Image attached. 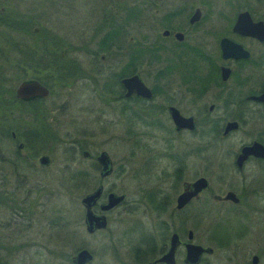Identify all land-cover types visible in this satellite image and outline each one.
<instances>
[{
    "label": "flooded vegetation",
    "instance_id": "1",
    "mask_svg": "<svg viewBox=\"0 0 264 264\" xmlns=\"http://www.w3.org/2000/svg\"><path fill=\"white\" fill-rule=\"evenodd\" d=\"M56 5L64 10L68 0H0V27L6 33L0 34V41L8 42L0 45V117L6 121L0 127V164L8 161L16 168L25 166L30 172L37 161L42 167L48 166L49 154L38 156V135L58 133L54 125L58 115L53 110L64 113L66 125L75 126L77 133L70 141L72 148L78 151L80 163L88 166H81L78 171L80 187H85L82 197L102 186L91 208L96 214L105 215V226L87 231L86 208L80 199L85 229L94 234L108 230V212L126 199L125 192L104 185V180L113 174L115 163L106 149L99 148V133L108 128V122L102 119H113L110 122L114 124V134L130 135L118 136L125 142L132 139L135 122L142 120L148 131H166L172 141L170 150L163 153L177 167L169 175L170 190L158 194L154 189L146 191L151 208L158 213V231H141L129 257L133 264H167L160 258L177 235L174 264H202L214 247L196 241L191 225L197 217V203L211 193L215 202L237 205L241 194H256L245 184L250 178L244 175V168L254 164L264 171V98H260L264 97V0H105L91 36L79 38L77 43L55 30L49 21L48 14L57 11ZM135 74L144 88L133 80L125 85L123 79ZM32 81L45 86L47 93L24 94L17 90L21 83ZM74 85L79 86V93H69L68 87ZM55 86L66 88V94L55 93ZM72 106L74 109H70ZM175 112L191 117L194 127L178 126ZM199 117L213 128L215 137L229 140L237 136L238 145L228 150L243 175L241 194L233 189L212 191L207 176L188 178L181 173L185 168L184 154H193L196 147L190 143L188 150L178 156L174 140L182 133L193 135ZM14 120L18 126L12 124ZM7 136L13 145L3 143ZM254 144L261 149L244 154L238 166L237 158L243 148ZM102 152L109 157L106 167L100 159ZM129 152L128 156L133 155L132 148ZM154 152L161 153L156 148ZM43 155L49 158L46 163L41 162ZM149 167L151 163L144 170L147 174ZM137 172L141 173L138 167ZM18 174L20 179L27 177L20 171ZM261 174L258 180H264ZM199 176L208 179V186L179 206L184 182ZM25 189L23 197L0 190V205L6 204L18 214L25 212L35 202L28 199L32 190ZM229 190L237 194V203L216 197ZM110 192L125 196L112 207L102 209ZM249 226L240 225L239 236L244 237ZM190 242L211 246L213 250L190 263L185 260ZM254 254L244 264H258L259 260L253 262Z\"/></svg>",
    "mask_w": 264,
    "mask_h": 264
},
{
    "label": "rangeland",
    "instance_id": "2",
    "mask_svg": "<svg viewBox=\"0 0 264 264\" xmlns=\"http://www.w3.org/2000/svg\"><path fill=\"white\" fill-rule=\"evenodd\" d=\"M104 2L68 0L64 10L63 6H55L57 11L48 14L49 21L55 30L68 35L76 43L82 37L89 39ZM1 28L0 34L6 35L4 28ZM4 44L8 45V42L0 41V45ZM148 73L151 75L152 69ZM78 87H68L69 93H79ZM65 90L54 87L55 93L66 94ZM72 107L70 109L75 106ZM53 112L58 115V121L54 123L58 133L38 135V156L48 153L51 158L48 166L42 167L37 161L30 172L27 167L16 168L8 161L0 164V190L23 197L25 188H30L32 197L28 199L35 200L33 206L21 214L6 204L0 205V264H72L70 258L80 247H87L93 252L94 260L90 264H133L129 255L141 231L153 234L158 231V213L151 208L146 191L154 189L158 194L161 190H170L168 180L172 177L169 175H173L177 167L163 153L171 148L169 133L151 128L148 131L142 120L137 124L135 122L137 128L130 137L132 139L120 141L119 135H130L114 134V124L110 122L113 119H102L108 122V128L106 132L103 129L99 133V148L106 149L115 163L114 172L104 180V185L105 188L125 192L126 199L108 212V230L89 234L84 226V208L80 202L85 187L71 190L69 186L70 174L86 165L80 163L79 153L70 143L73 137H77L75 126L69 125V128L65 114L59 113L58 109ZM1 113L0 107V116ZM198 122L193 135L182 133L174 140L178 156L188 150L190 143L196 147L193 154H184L185 168L181 173L188 178L207 176L212 191L223 193L233 189L241 194L243 175L236 168L228 150V147L238 145L237 136L229 140L215 137L213 128L206 124L204 118L199 117ZM5 124L6 121L1 118L0 127ZM12 124L19 125L15 120ZM8 142L13 145L10 136L3 143ZM51 142V146L47 145ZM131 148L133 155L128 156ZM154 148L161 153H153ZM150 163L147 174L144 170ZM137 167L141 173L137 172ZM19 171L27 177L20 179ZM260 174L264 176V171L254 164L244 168V175L250 178L245 184L256 194L247 197L241 194V202L237 205L215 202L211 193L206 194L201 203H197V217L191 225L195 230L196 241L214 247V252L202 264H244L253 253L259 255L258 264H264V180H258ZM5 198L10 199L8 196ZM228 222L233 225L231 235L224 245L217 246L213 227L217 223L229 225ZM132 223L136 225H130ZM240 225H250L244 237L239 236Z\"/></svg>",
    "mask_w": 264,
    "mask_h": 264
},
{
    "label": "water",
    "instance_id": "3",
    "mask_svg": "<svg viewBox=\"0 0 264 264\" xmlns=\"http://www.w3.org/2000/svg\"><path fill=\"white\" fill-rule=\"evenodd\" d=\"M133 80L135 82V85L144 88V84L142 83L139 75L135 74L131 78H124L123 81L125 85H127L129 82ZM19 92H24V94H30V92H38L41 94L47 93V89L45 86L40 84L37 81H32V82H23L18 86L17 89ZM260 98H264L263 96H260ZM175 121L177 122L178 126H189V127H194L193 119L191 117L186 118L181 116L178 112H175L173 115ZM231 125H235V122H230ZM261 149V148H260ZM260 149H258L257 145L254 144V146H247L243 148L242 153L239 154L237 158V165L241 166L242 158L244 154H247L249 151L253 152H258ZM261 154L264 155V148L261 149ZM101 161L104 164V167H106L109 163V157L107 156L106 152H102L101 156ZM49 160V158L45 155L41 157V162L46 163ZM109 170V167H108ZM209 184L208 179L205 176H199L193 181H185L184 182V189L182 193L178 197V205H183L190 197L192 196H198L199 192L206 188ZM102 190V186L97 187L94 191L84 195L81 198V202L84 204L86 208L85 212V222H86V229L89 232H93L95 228L100 227V226H105L107 223V219L104 214H96L92 210V205L96 201L97 197L100 195ZM124 194H118L115 192H110L108 194V202L103 204L101 206L102 209H108L112 207L113 205L117 204L124 198ZM216 197L218 198H224V199H230L234 203H237L239 201V198L237 194L229 190L226 192L225 195H217ZM190 237H192V232H190ZM178 237L177 235H174L172 238L171 242V247L170 249L160 258L164 260L167 264H174V258H173V253L175 246L177 244ZM186 257L185 260L190 262V263H195L200 259V256L204 252H211L213 250V247L211 246H204L202 244L190 242L187 243L186 245ZM94 259V254L93 252L87 248V247H81L79 248L74 255L71 256V261L74 264H87ZM253 262L256 263L259 260V256L257 254H254L252 256Z\"/></svg>",
    "mask_w": 264,
    "mask_h": 264
},
{
    "label": "trees",
    "instance_id": "4",
    "mask_svg": "<svg viewBox=\"0 0 264 264\" xmlns=\"http://www.w3.org/2000/svg\"><path fill=\"white\" fill-rule=\"evenodd\" d=\"M69 177L71 180L69 182L70 189L71 190L80 189L78 171L72 172ZM228 224L229 225H220L219 223H217L216 225H214L213 229H214L215 239L217 240V246L224 245L226 242L225 240H227L230 237L233 225H231L229 222ZM219 227L221 228V230H219Z\"/></svg>",
    "mask_w": 264,
    "mask_h": 264
}]
</instances>
